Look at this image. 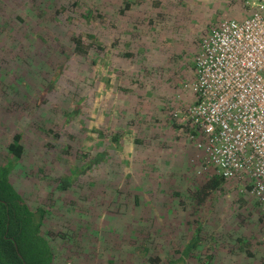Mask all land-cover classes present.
<instances>
[{"label":"trees","instance_id":"obj_1","mask_svg":"<svg viewBox=\"0 0 264 264\" xmlns=\"http://www.w3.org/2000/svg\"><path fill=\"white\" fill-rule=\"evenodd\" d=\"M147 1L0 0V68L7 71L0 72V90L9 83L16 84L7 74L19 71L21 67L26 70L30 65H36L42 72L40 77L32 80L33 85H40L36 91L42 98L32 91L16 98L14 91L11 96H3L0 92V264H72L75 252L80 250L74 245L88 233L98 236L96 229L100 218L97 213H102L106 207L119 209L120 205L128 204L133 218V210L136 212V206L141 204V194H132L139 188L133 179L134 173L127 171L129 159L119 160L126 141L130 140L127 133L140 123L133 115L124 121L126 114L120 104L107 109L112 113L119 108L122 114L116 110L111 116L106 114L103 120L91 118L88 99L100 87L97 70L93 76L90 74L102 60L106 62L107 72L114 70V75L111 73L114 92L125 91L129 95L127 98L139 93L143 84L152 80L155 74L151 72L155 66L141 56L147 54L151 42L142 38L147 32L146 25L135 20L134 14L144 3L147 4L143 6L144 12H148ZM153 17L154 11L147 23L148 32L149 26L155 24ZM12 58L15 59L13 62L10 61ZM119 68L122 71L119 72ZM129 70H137V73L133 75L132 71L127 72ZM20 76L27 80L26 73ZM72 78L81 79L80 87L75 86L77 83ZM123 79L131 86L137 81L140 83L133 88H124ZM83 82L90 86L89 90L83 87ZM85 91L87 93L81 95ZM31 93L39 97L30 100ZM10 99H14L12 103L9 101L10 105L2 106V102ZM50 100H55L53 105L46 106L38 119L32 112L29 117L34 116V122L28 120L25 116L27 104L40 110ZM196 100L197 97L194 102ZM61 101L62 105L57 106ZM142 102L148 105L145 100ZM172 119L176 128H185L184 136L194 142L192 135L198 136V132L191 122L179 125L180 117L172 115ZM94 120L97 127H94ZM8 129L13 132L9 133ZM132 143H139V138ZM35 144L38 149L36 160L32 159L28 169H19L24 177L30 174L34 183H25L24 189H19L13 179L18 173L16 168L24 165L22 162L30 157L31 147ZM107 168L108 176H97V170L103 173ZM202 170L196 174L202 179L192 178V188H187L186 196L195 206L203 205L213 194H219L229 181L213 168L204 169L203 166ZM110 173L115 175L114 181L109 177ZM165 181L167 189L171 181ZM175 187L170 185L173 195H181ZM39 190L45 193L42 200L36 199L35 192ZM196 211H199L198 207ZM134 215L136 217L137 212ZM143 221L146 222L141 218L139 223H134L131 230L126 223L121 228L117 227V222L111 224L113 232L121 238L128 237L130 244L128 250H123L124 262L213 264L220 243L206 246L208 236L203 232V223L190 238L184 235L174 251L163 257L155 253L153 231L142 225ZM86 223H91V228L87 229ZM107 253L113 256L111 251ZM244 253L238 264H264V258L261 263L252 258L250 252L244 250ZM109 262L114 263L113 258Z\"/></svg>","mask_w":264,"mask_h":264},{"label":"rangeland","instance_id":"obj_2","mask_svg":"<svg viewBox=\"0 0 264 264\" xmlns=\"http://www.w3.org/2000/svg\"><path fill=\"white\" fill-rule=\"evenodd\" d=\"M147 3L150 9L148 12H144L143 6L147 5L144 3L143 6H138L133 13L136 18H139H135V20L146 25L147 32L143 33L145 36L142 38L151 42L147 54L141 56L144 59L148 58L155 66L151 72L155 74L152 76V80H149V84L142 83L143 86L139 89V93H133L127 98L129 95L125 91L114 92L111 83V73L114 75V70L111 73L107 72L108 67L104 66L106 62L102 60L97 65V69L95 68L94 72L90 74L93 76L97 70L100 87L88 99L91 118L103 120L106 114L111 116L116 110H118L117 113L122 114L119 108L113 110L112 113L107 109L114 104H120L121 110L126 114L123 118L124 121L133 115L134 119L136 118L140 123L138 126L135 125L132 132L127 133L130 140L126 141L125 150L119 157V160L129 159L127 171L133 172V179L137 181L139 189L134 190L132 194H139V196L141 194V204L136 206L138 215L135 217L136 212L133 210L132 218V208L128 204L120 205L119 209L103 208L102 213H97V218L102 220L98 221L97 219L99 222V227L96 229L99 230L98 236L94 237L95 235L88 233L87 237L74 245L75 247L79 246L80 250L78 253L75 252V261H72V264H141L122 260L125 254L123 250L129 249L128 237L121 238L117 232H113L114 228H111V224L114 225L117 222V227L121 228L126 223L127 227L130 225L131 230L133 224L139 223L141 218L147 222L146 224L143 221L142 225L151 227L153 231L155 243L152 247L155 249V253L163 257L174 251L176 243L181 242L184 235L190 238L199 224L203 223V232L208 236L206 246H216L217 242L220 243L213 264H238L243 254L245 255L244 250L250 252L252 258L262 263L264 258V214L249 188V183L246 180L228 179L224 190L219 194H213L203 205L195 206V203L191 202L190 197L186 194H188L187 188L191 187L192 178L202 179L196 175L197 171H203V163L199 157L201 151L191 139L184 136L186 129L176 128L172 119V115L179 112V116H177V118H181L179 125L183 123L185 125L186 122L182 120L181 113L185 112L195 101L193 86L196 56L201 51L203 39L209 36L212 29L222 20L245 17L243 2L240 0H149ZM153 7L154 10H152ZM153 11L155 24L149 26L150 32H148L147 23L151 19ZM155 14L158 15L155 16ZM123 20L125 19L123 18ZM138 26L140 29V24ZM14 60V58L10 59L11 62ZM30 66L26 69L27 72L24 67H21L19 71L7 74V77L15 81L16 84L9 83L4 90H0L3 96L7 94L11 96L10 93L13 91L17 93L15 98L27 91L40 95L36 91L40 85H33L32 80L42 75L41 69L36 65ZM0 70L3 74L7 73L4 68H0ZM85 71L82 72L85 73ZM120 71L122 68H119ZM131 71L133 75L137 73V70L127 72ZM25 73L27 80L20 76ZM108 75H110V81H108ZM73 79L77 83L75 86L80 87L81 79ZM126 79H123L124 88H133L137 86L138 82L140 83L137 81L134 86H131L127 81L125 82ZM83 84H85L83 87L89 90L90 86L85 82ZM85 93L87 92L85 91L81 95ZM30 95L32 96L30 100L33 97L36 99L39 97L32 93ZM40 97L42 98V95ZM13 100L2 102V106L10 105ZM142 100H145L148 105L145 106ZM54 101H46L40 110L27 104L25 116L29 121L34 122V116L30 118L29 115L33 112L38 119L45 107H51ZM62 103V101L59 102L57 106ZM46 121L49 123V119ZM91 122L93 124L92 120ZM0 126H2L1 121ZM85 126L86 124H84ZM97 126L95 123L94 127ZM7 131L13 132L11 129ZM137 138H139V143H132ZM36 147L37 144L31 147L30 157L22 162L24 165H18L19 168H16L18 173L14 174L13 179L19 189H24L25 183L28 185L34 183L30 180V174H26L27 176L24 177L20 174L19 169L20 167L28 169L27 165L32 164V159L36 160L38 152ZM107 170L109 168L103 173L97 170V176H108ZM109 177L114 181L113 173H110ZM166 179L171 181L168 183L167 189L165 188ZM170 185L177 186L175 190L182 194L173 195L174 190H170ZM34 186L36 185L34 184ZM35 193L36 199L42 200L45 195L41 190ZM70 196L75 197L74 195ZM178 203L179 207H177ZM193 205L196 209L198 207L199 211H196ZM91 226L92 224L89 223L86 227L89 229ZM131 238L135 241L133 237ZM107 251H111L113 256H109ZM255 255L256 257H254ZM110 258H113L114 263L109 262Z\"/></svg>","mask_w":264,"mask_h":264},{"label":"built area","instance_id":"obj_3","mask_svg":"<svg viewBox=\"0 0 264 264\" xmlns=\"http://www.w3.org/2000/svg\"><path fill=\"white\" fill-rule=\"evenodd\" d=\"M243 8L245 17L222 20L203 39L197 100L181 115L197 129L204 169L246 180L264 214V0Z\"/></svg>","mask_w":264,"mask_h":264},{"label":"crops","instance_id":"obj_4","mask_svg":"<svg viewBox=\"0 0 264 264\" xmlns=\"http://www.w3.org/2000/svg\"><path fill=\"white\" fill-rule=\"evenodd\" d=\"M243 18V17H242ZM248 184V183H247Z\"/></svg>","mask_w":264,"mask_h":264}]
</instances>
